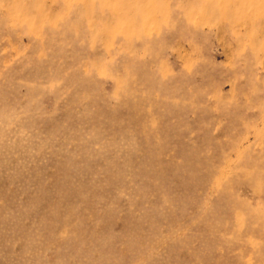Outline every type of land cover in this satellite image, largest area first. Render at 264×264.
Segmentation results:
<instances>
[{
  "label": "rangeland",
  "instance_id": "1",
  "mask_svg": "<svg viewBox=\"0 0 264 264\" xmlns=\"http://www.w3.org/2000/svg\"><path fill=\"white\" fill-rule=\"evenodd\" d=\"M0 264H264V0H0Z\"/></svg>",
  "mask_w": 264,
  "mask_h": 264
}]
</instances>
